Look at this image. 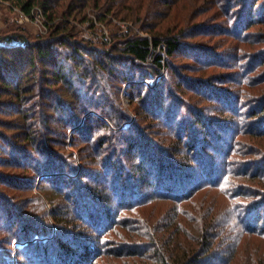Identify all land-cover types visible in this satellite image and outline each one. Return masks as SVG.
I'll list each match as a JSON object with an SVG mask.
<instances>
[{
	"label": "trees",
	"instance_id": "obj_1",
	"mask_svg": "<svg viewBox=\"0 0 264 264\" xmlns=\"http://www.w3.org/2000/svg\"><path fill=\"white\" fill-rule=\"evenodd\" d=\"M166 1L0 0L12 3L29 16L38 8L50 25L45 37H32L27 33L0 34V115L20 117L12 118V121L0 118V152L10 156L17 166L33 168L31 176L27 177L22 176L27 174L26 171L17 174L0 171V183L6 180L12 187L19 183L35 184L42 176L43 180L57 184V189L61 190L67 180L72 182L74 188L65 197L74 199L77 213L88 212L89 227L93 235H96L94 231L99 234L95 239L87 230L81 231L80 226L66 221L57 220L60 229L56 230L49 222L48 226L38 225L31 215H19L0 193V211L6 212L7 217L0 230L18 226L16 235L12 231L8 233L21 244L27 243L20 250L28 264H94L99 257L116 256V253L118 259L120 256L132 258L133 261L125 264H229L237 255L241 234L264 235V227L260 228L253 217L264 204V198L251 207V218L243 217L237 204L231 208L242 225L239 238H231L224 232L221 216L214 217L213 205H198L195 201L197 194L208 187L221 188L223 193L229 194L228 172L225 174L220 166L215 167L214 158L203 153L204 147L211 148L208 135L212 142L216 140L213 126L218 127L220 122L214 118L186 115V111L191 113L193 110L176 95L172 100L169 97V102L164 104L160 89L165 77L155 89H150L147 81L167 69L164 54H157L162 47L168 57L177 53L192 54L199 63L218 64L223 57L211 49L186 46L183 32L168 30L161 33L157 29L159 21L168 18V14L161 12L160 6L169 4ZM239 3L242 5L239 12L236 9L229 14L233 21L226 23L231 27L228 34L246 32L256 24L264 23L262 0H240ZM91 12L103 25L113 26L114 20L132 23L142 34L128 26L115 33L109 45L85 40L80 37L75 24L90 23L95 27ZM216 28L212 26L209 31ZM246 35L242 37L246 38ZM15 40L20 43L12 45ZM118 81L128 85L132 90L130 96L138 98L144 108L158 116V124L164 126L165 133H170L174 139L168 142V147L149 138L138 120L123 111L118 114L117 107L113 108L116 112L113 115L110 114L112 110L108 111L109 117L87 116L88 109L98 107L104 99L108 101L110 94L120 89ZM199 85L206 86L197 81L191 83L192 87ZM205 90L229 106L236 103L234 94L220 92L214 87ZM259 107L258 112L257 106L250 112L254 113L252 118H256L255 122L262 129L260 134L264 136V99ZM224 123L232 121L225 118ZM5 130L11 134L2 132ZM69 130L82 137L91 149L83 167L70 163L62 150L67 145ZM220 141L216 146L219 151L230 152L236 148L229 147V140L223 138ZM184 145L195 151L191 158L177 157ZM0 160L9 162L8 158ZM26 161L31 163L26 164ZM247 166L244 176L257 180L264 177L263 162ZM253 167H257L256 170ZM109 173L114 177L111 186L114 195L127 196L125 200L119 198L120 209L113 219L109 209L115 206V202L105 193ZM85 178L93 182L92 187L83 182ZM145 190L152 193L147 194ZM261 194L264 197V190ZM156 199L176 204L170 210L172 226H167L164 220L154 222L144 215H141L144 218H117L126 208L138 212ZM219 205L220 202L216 201V206ZM120 229L138 234L124 235L123 241L138 237L143 239L142 243L122 241L119 248L103 251V237ZM49 236L54 240L31 242ZM10 237L0 239V264H12L7 261L8 253L4 252L7 241L13 242ZM50 249L53 250L50 252Z\"/></svg>",
	"mask_w": 264,
	"mask_h": 264
},
{
	"label": "rangeland",
	"instance_id": "obj_2",
	"mask_svg": "<svg viewBox=\"0 0 264 264\" xmlns=\"http://www.w3.org/2000/svg\"><path fill=\"white\" fill-rule=\"evenodd\" d=\"M262 1L264 2V0ZM163 2L165 3V0ZM166 2L169 4L161 5L160 11L168 14V18L159 21L160 24L157 29L161 33L163 31L167 33L168 30H172L174 33L183 32V42L186 46L191 45L211 49L222 55L223 60H220L218 64L199 63V61H195L191 56L192 54L185 55L183 53H177L174 57H168L166 54L167 51H164L165 48L162 47L158 50L157 54H164L167 69L161 75L153 76L147 81V85L150 89H155L163 77H165L163 87L160 89L162 90L161 97L164 104L169 102V97L172 100L176 95L193 110L191 113L186 111V115L191 114V118H197V115L200 118H214L220 122L219 128L213 126V131L217 134L216 140L212 142L208 135L209 147L211 148L204 147L203 153L210 154L209 156L214 158L213 161L217 162H213L215 167L220 166L222 172L225 174L226 171L228 172L227 189L229 194L226 195V193H223L221 191L223 189L221 188L215 189L208 187L197 194L195 201L198 205L204 203L213 205L214 217L221 216L220 223L223 226L224 232L232 236L231 238H236V236L239 238L242 225L238 223L235 213L231 211V208H233L234 204H237L241 208L239 211L242 212L243 217L249 216L251 218V207H254L258 202L261 203L264 198L261 194L264 190V177L257 180L251 179L249 176H244L246 168L248 169V164H252L253 166L254 164L264 163V136L262 133L260 134L262 129L255 122L256 118H252L254 113L250 112L254 106L258 107V112L261 101L264 99V62L261 60H264V57L262 58L264 56V23L256 24L246 32L241 30L237 34L232 32L228 34L227 30L231 27H227L226 23L229 24L233 21V18H229V14L236 9L237 13L239 12L238 10L242 8V5L240 6L239 3L240 0H167ZM21 13L22 11L12 3L0 2V34L27 33L32 37H45L47 35L50 25L45 26L43 23L39 24L35 20L22 21ZM90 18L96 22L95 27H92L90 23L75 24L80 37L85 40L109 45L112 42V36L117 32L119 33L120 30H126L128 26L142 34L132 23L114 20L115 25L106 26L96 21L94 12L90 13ZM212 26L217 27L216 30L212 29V31H209V28ZM200 27L207 29L200 32L198 31L201 29ZM247 32L249 34L246 35ZM243 35H246V38H243ZM19 43V40H15L11 44L17 45ZM150 63L152 64L153 61ZM196 81L204 85L206 84V86L199 85L198 87H192L191 83L193 84ZM117 86L120 89L113 91L108 101L104 99L98 107L91 110L88 109L87 116L94 114L99 118L109 117L108 111L112 110L110 114L113 115L115 112L113 108L117 107L118 110L116 112L118 114L123 111L128 117L133 118V120H138L141 128L149 138L155 139L168 147V142L174 139L170 136V133H165L167 131L164 126L162 127L158 124L156 119L158 116L144 108L143 104L137 101L138 98L130 96L132 90L128 85L124 86L118 81ZM207 86L209 88L214 87L219 91L221 90L220 92L225 91L229 94H234L236 96L235 106L232 104L231 107L223 103L224 100H218L215 95L205 90L208 88ZM0 118L12 121V118L20 117L17 115L12 117L0 115ZM225 118L232 121V123H224ZM227 126L230 127L228 128ZM216 128L217 130H214ZM2 132L11 134L6 130ZM223 138L230 141L229 147L236 146V148L230 152L217 150L216 146L221 143L220 140ZM187 141L188 137L185 138V142ZM213 147H216V149H213ZM190 149L185 145L182 146L179 151L180 155L177 157L181 159L183 157L191 158L195 151L193 152ZM62 150L67 154L65 156L70 163H75L79 167L84 166V160L91 152V149L82 141V137L79 135L75 136L74 131L71 130L67 132V145ZM68 153L73 154L74 158L73 155L69 157ZM0 158L3 160L8 158L9 161L6 163V161L3 162L0 160V171L10 174L24 173L26 171L27 174L22 176H31L30 172L33 168L15 165L12 158L6 154L4 155L3 152H0ZM25 163L29 164L31 162L26 161ZM253 168L256 170L257 167ZM149 176L152 180L151 173L148 174ZM106 177L108 178V183L106 184L108 189L105 190V193L110 197L112 196L115 202V206L109 209L112 210V213L109 215L113 219L115 212L120 209L118 207L119 198L120 200H125L127 196L124 194L119 197L115 196L111 189L114 177L110 173ZM83 182H86L89 188L93 186L91 180L85 178ZM99 183H102V181ZM56 186L59 187L49 180H43L42 176L37 179L35 184L27 183L23 185L19 183L14 187L10 186L6 180H3L2 184L0 183V193L4 195V198L6 197L8 199L19 215H31L38 225L46 224L48 226L47 223L49 222L53 230H56L60 229L57 220L59 222H72L76 226H80L81 231L87 230L93 238H98L96 236L99 234L94 231L96 235H93L92 229L89 227V221L86 215L88 212H84V214L81 212L80 214L77 213L75 211L76 202H74V199L65 197L66 193L74 188L72 182L67 180L65 188H61V190L57 189ZM101 186L103 185L101 184ZM256 188L260 190L258 191ZM145 191L147 194L152 193L151 190ZM216 201L220 202L219 206H216ZM173 206L175 207L176 204L169 200L156 199L148 205H145L138 212H133V210L126 208L117 218H131L132 216L134 218H142L143 216L141 215H144L145 217L151 218L154 222L164 220L163 223L167 226L168 224L172 226L171 221L173 220L170 219V210H172ZM257 210V214L253 212V217H256V221L259 223L260 228H262L264 227V204ZM5 215L6 212L2 213L0 211V225L2 226L6 224L7 217ZM17 229L18 226H13L9 230H0V239L10 237L9 233L11 231L13 235H16ZM75 233L76 230L74 231ZM13 235L10 237L13 242L8 243L7 241L6 245H4V252L8 253L6 254L8 257L7 261L12 264H28L25 261L26 257L24 252L20 250V247L27 243L21 244V242L13 239ZM124 235L131 237L132 235L138 234L121 229L110 232L102 239V243L105 244V246H101L102 250L106 251L108 248H119L124 240ZM240 238L241 241L238 243L237 255L229 264H264V235L257 236L255 234L243 233ZM52 240H54V237L49 236L46 238H36L31 242L40 241L44 243ZM131 240L129 241V238H126L123 242L129 241L139 244V242L142 243L143 241L142 238L138 239V237L135 238V240H138L137 242L133 238ZM115 242L118 244H115ZM51 250L53 249H50V252ZM118 257L117 253L116 256H101L94 264H125L132 260V258L126 256H120L119 259Z\"/></svg>",
	"mask_w": 264,
	"mask_h": 264
},
{
	"label": "built area",
	"instance_id": "obj_3",
	"mask_svg": "<svg viewBox=\"0 0 264 264\" xmlns=\"http://www.w3.org/2000/svg\"><path fill=\"white\" fill-rule=\"evenodd\" d=\"M21 19H22V21L35 20L39 24L43 23L45 26L48 25L42 11L38 8L33 10L32 16L26 15L25 13L22 12L21 13Z\"/></svg>",
	"mask_w": 264,
	"mask_h": 264
}]
</instances>
